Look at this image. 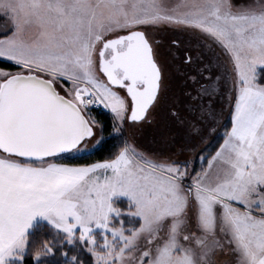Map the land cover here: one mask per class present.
<instances>
[{
  "label": "snow or ice",
  "instance_id": "snow-or-ice-1",
  "mask_svg": "<svg viewBox=\"0 0 264 264\" xmlns=\"http://www.w3.org/2000/svg\"><path fill=\"white\" fill-rule=\"evenodd\" d=\"M0 264H264V0H0Z\"/></svg>",
  "mask_w": 264,
  "mask_h": 264
},
{
  "label": "trees",
  "instance_id": "trees-1",
  "mask_svg": "<svg viewBox=\"0 0 264 264\" xmlns=\"http://www.w3.org/2000/svg\"><path fill=\"white\" fill-rule=\"evenodd\" d=\"M98 118L101 119V120H104V121H106V122H108V123L110 124V116L104 114L102 110L98 113ZM109 130H110V129H109ZM106 134H107V133H106ZM108 143L111 144L112 141H109ZM100 158H102V157H101V156H98V155H94V156H92L91 158H89V157H84V158L81 159L80 162H92V161H94L95 159H100Z\"/></svg>",
  "mask_w": 264,
  "mask_h": 264
},
{
  "label": "rangeland",
  "instance_id": "rangeland-1",
  "mask_svg": "<svg viewBox=\"0 0 264 264\" xmlns=\"http://www.w3.org/2000/svg\"><path fill=\"white\" fill-rule=\"evenodd\" d=\"M150 131V130H149Z\"/></svg>",
  "mask_w": 264,
  "mask_h": 264
}]
</instances>
